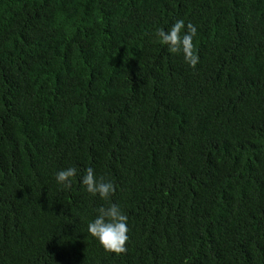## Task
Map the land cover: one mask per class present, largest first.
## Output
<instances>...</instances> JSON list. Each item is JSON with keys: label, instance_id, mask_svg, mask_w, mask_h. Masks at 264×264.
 <instances>
[{"label": "trees", "instance_id": "trees-1", "mask_svg": "<svg viewBox=\"0 0 264 264\" xmlns=\"http://www.w3.org/2000/svg\"><path fill=\"white\" fill-rule=\"evenodd\" d=\"M110 203L120 255L87 232ZM0 264H264V0H0Z\"/></svg>", "mask_w": 264, "mask_h": 264}, {"label": "clouds", "instance_id": "clouds-1", "mask_svg": "<svg viewBox=\"0 0 264 264\" xmlns=\"http://www.w3.org/2000/svg\"><path fill=\"white\" fill-rule=\"evenodd\" d=\"M185 28L183 19H178L168 31L162 28L156 30V36L161 44L168 45L171 53H182L184 61L195 68L199 62V56L193 43V38L197 34V28L189 22L187 32L181 35ZM77 174L75 167L59 170L55 179L58 184L66 188H71L72 178ZM81 183L85 190L93 196L108 200L115 193V186L110 180H105L103 176L96 177L94 169L88 167L81 178ZM98 215L88 223L87 232L94 237L100 246L108 253L120 255L127 251L128 226L127 215L116 203H110L107 207L101 206L97 209Z\"/></svg>", "mask_w": 264, "mask_h": 264}]
</instances>
